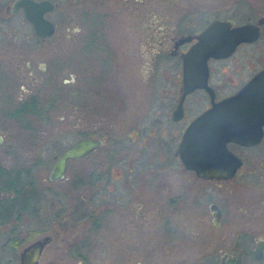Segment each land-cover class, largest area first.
I'll return each mask as SVG.
<instances>
[{
  "label": "flooded vegetation",
  "instance_id": "obj_1",
  "mask_svg": "<svg viewBox=\"0 0 264 264\" xmlns=\"http://www.w3.org/2000/svg\"><path fill=\"white\" fill-rule=\"evenodd\" d=\"M15 1L0 0V126L5 128L7 119L21 132L20 140L13 136L7 141L0 129V147L5 144L0 154V227L9 224L0 252L13 255L4 264H21L22 251L35 241L42 244L36 264H264V96H246L245 103L237 104L241 110L208 113L264 69V0L119 1L120 14L132 5L131 45L149 49L146 119L130 124L127 136L135 144L125 147L121 141L111 152L121 164L115 171L102 162L87 166L88 161L67 174L70 162L86 160L99 147L114 143L105 134L97 139L107 143L68 159L64 175L54 179V163L71 144L48 169L41 132L63 86L75 77L69 73L60 80L65 66L55 57L43 60L42 53L43 47L60 44L53 37L55 14L63 4L50 0L55 4L43 17L54 31L41 39ZM78 1L65 7L68 13H74ZM88 5L83 11L85 47L91 52L99 45L106 57V12H93L91 0ZM173 10L178 16L170 25ZM139 11L156 16L143 33ZM214 24L220 26L214 36L235 47L226 56L209 57L205 86L184 94L182 54ZM21 27H29L31 38H16ZM65 42L74 40L66 34ZM47 51L52 55L57 50ZM102 63L100 68L110 71L115 65L107 57ZM161 78L165 86H159ZM117 111L122 114V104ZM196 120L201 146L196 168H188L177 149ZM255 125L259 134L251 135ZM233 126L246 133L245 142L227 138ZM23 150H34V162L18 161ZM13 153L15 164L3 161ZM26 259L24 264H31Z\"/></svg>",
  "mask_w": 264,
  "mask_h": 264
},
{
  "label": "rangeland",
  "instance_id": "obj_2",
  "mask_svg": "<svg viewBox=\"0 0 264 264\" xmlns=\"http://www.w3.org/2000/svg\"><path fill=\"white\" fill-rule=\"evenodd\" d=\"M59 1L62 2L63 6L55 14L57 28L53 39L59 40L60 44L57 47L49 45L43 47L42 56L43 60L50 61L52 57H55L59 64L63 63L65 67L62 68L60 73V80H67L69 73L74 75L75 80L74 83L69 82L63 86V93L58 95L57 107L50 110L48 117L46 116L49 122L44 125L41 135H43L42 140L46 141L48 148L46 154L43 155V160L46 163V168L49 169L54 157L81 138L83 134L94 138H104V135L107 134L114 143L109 144V146L99 147L86 160L70 162L67 174L70 171L73 172L78 168L84 167L88 161L90 165L87 164V166H99V162H102L104 167L110 168V172H113L115 167H120L121 164L110 156L111 152L118 150L121 141H123L125 147L131 146L133 142L135 144L136 142H132L127 136V132L138 118L146 119V116L143 117L145 115V106L143 107V105L150 102V99H147L150 87L147 84L148 74L145 72V54L149 49L132 46L129 41L133 22L131 4L127 8L125 7L122 14H120L117 8L118 2L121 0H91L93 12L97 13L98 10L106 12L105 21L103 20V25L106 28L103 30L102 39L107 40V47L105 48L107 50V60L114 61L115 65L113 64V70L111 71L108 70L109 68L104 70L102 62L106 57L104 52L99 51L102 47L97 45V50L93 48L91 52H88L85 47L88 32L86 31V20L83 11L89 6L90 0H79L76 4L74 3V13H68L65 9L67 5L73 4L72 0ZM139 6L142 7L141 4ZM96 15L93 14L92 18H95ZM176 16H178V13L173 10L170 15V19H172L170 25H173ZM153 19L139 11L137 23L140 33H143L145 27L151 24ZM73 28L78 30L72 32ZM2 32L3 29H1L0 35ZM15 32H20L16 38H31L29 27L25 29L21 27ZM66 34H69L74 40L73 43L68 45L65 42ZM96 39L99 40V36ZM49 48L57 51L51 55L47 51ZM100 64L102 65L101 68ZM159 73L158 71L157 76L160 75ZM161 80L159 86H165L167 82L165 79L161 78ZM156 101L158 100L155 99ZM121 104L123 112L119 114L117 110ZM6 120L4 123L6 127L0 126V129L2 128L7 141L12 139L13 136L18 137L20 140L21 132L19 127ZM117 124L118 126H116ZM109 130L110 132H108ZM4 148L5 144L0 147V154ZM24 150L25 154L19 153L21 157L18 161L20 163H25L26 161L34 162V150L28 152ZM14 154H11L10 157H5L3 161L10 165L15 164L16 159L12 158ZM142 162H147V159L142 160ZM153 163L155 164L156 161ZM46 172L47 170L41 174L45 176ZM79 193L82 194V192ZM79 197L78 195L76 198L79 200ZM8 229L9 224L0 227V247L4 239V233ZM21 230L18 231V235ZM9 256L0 252L1 264H4Z\"/></svg>",
  "mask_w": 264,
  "mask_h": 264
},
{
  "label": "water",
  "instance_id": "obj_3",
  "mask_svg": "<svg viewBox=\"0 0 264 264\" xmlns=\"http://www.w3.org/2000/svg\"><path fill=\"white\" fill-rule=\"evenodd\" d=\"M54 4L55 3H52L50 0L15 1V6L23 8L24 15L31 22L34 33L41 39H45L54 31L53 24L43 17L44 12L52 9ZM219 32L220 26L216 24L211 25L200 36H198V42L190 47L186 53L182 54L184 65V94L197 86H205V80L207 76L206 61L209 57L226 56L234 49L235 43H228L226 40L214 36ZM246 96H254L256 98L264 96V69L247 85H245L237 94L220 101L219 105L214 109H211L208 113L212 115L213 113L225 112L227 114L231 111L241 110L237 104L245 103ZM226 118L229 119L230 117ZM197 125V120L190 125L177 149V152H179L183 163L188 168H196V163L198 161L201 144L197 136ZM233 125H235V123H233ZM259 127L260 126L255 125L253 127L254 131L251 135L259 134ZM238 129L239 127L233 126V129L228 131L227 138L237 139L239 141L245 142L247 140L246 133H239ZM103 143L107 142L97 138L78 139L58 156L50 173V178H61L64 175L66 162L68 159H77L83 157ZM203 175L207 176L209 174ZM41 245L42 244L40 241H35L29 244L21 253V264H24V261L27 260V257H29V263L36 264Z\"/></svg>",
  "mask_w": 264,
  "mask_h": 264
},
{
  "label": "trees",
  "instance_id": "obj_4",
  "mask_svg": "<svg viewBox=\"0 0 264 264\" xmlns=\"http://www.w3.org/2000/svg\"><path fill=\"white\" fill-rule=\"evenodd\" d=\"M44 113H45V112H43V114H44ZM44 115H45V114H44ZM18 178H19V177H18ZM21 178H22V177H21ZM20 180H22V179H20ZM20 180H19V181H20Z\"/></svg>",
  "mask_w": 264,
  "mask_h": 264
}]
</instances>
